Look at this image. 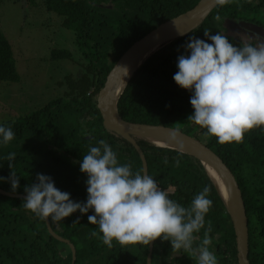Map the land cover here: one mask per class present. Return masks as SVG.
Instances as JSON below:
<instances>
[{
	"label": "trees",
	"instance_id": "16d2710c",
	"mask_svg": "<svg viewBox=\"0 0 264 264\" xmlns=\"http://www.w3.org/2000/svg\"><path fill=\"white\" fill-rule=\"evenodd\" d=\"M37 1L46 11L61 17L62 26L74 33L83 59L82 71L62 96L28 115L0 122L11 126L15 133L9 144L0 147V177L6 178L0 182V190L20 196L0 193V264H72L69 245L75 250V264H147L149 245L121 246L114 241L112 248L107 247L98 225L88 221V216L94 214L92 210L83 215L77 211L60 222L49 218L50 233L46 220L24 208V189L36 182L37 174H44L53 179L59 190L70 193L73 201L86 202L87 175L80 171V164L89 147L97 146L101 139L117 152L121 163L131 164L133 172L143 174V163L135 148L104 128L97 97L109 72L132 45L165 22L190 11L201 0H26L30 5ZM1 3L2 0L0 6ZM240 21L264 27V0L218 4L198 27L161 45L133 72L117 110L121 119L131 124L177 129L207 146L223 161L234 176L245 205L249 263L264 264V128L245 133L241 143H217L216 137L205 136L206 129L188 120L194 112L191 93L173 80L178 56L189 54L184 46L190 38L207 41L205 31L212 35L220 32L237 46L264 42L240 28ZM69 57L66 50L52 53V58ZM0 81H19L11 45L1 30ZM134 139L145 158L147 175L168 190L171 199L187 207L204 186L210 187L208 198L213 206L205 217L206 222L212 223L210 250L219 264H238L231 218L202 163L183 153L181 166L176 167L179 151ZM9 153H15L11 162L6 159ZM12 171L19 177L15 192L7 181ZM77 218L79 223L74 224ZM93 231L98 233L96 237L91 236ZM196 237L199 244L204 229ZM61 246H65L67 254L61 252ZM150 264H197V260L191 252H176L170 241L158 238L153 241Z\"/></svg>",
	"mask_w": 264,
	"mask_h": 264
},
{
	"label": "clouds",
	"instance_id": "9594fccd",
	"mask_svg": "<svg viewBox=\"0 0 264 264\" xmlns=\"http://www.w3.org/2000/svg\"><path fill=\"white\" fill-rule=\"evenodd\" d=\"M231 2L217 0L219 5ZM204 35L211 43L190 38L184 46L189 54L178 56L173 80L191 93L194 112L188 120L206 129L205 136L216 137L219 144L241 143L245 133L264 128V42L237 46L220 32L212 35L205 31ZM14 138L12 127L0 123V147ZM170 140L180 145V155L175 159V166L180 167L183 145L174 131ZM6 159L13 161L15 153H9ZM80 171L87 175L86 202L73 201L50 176L37 174L36 182L24 189V208L41 220L50 218L54 222L77 211L83 215L92 210L88 221L98 225L102 242L109 248L114 241L121 246H148L159 238L170 241L176 252H191L197 264H219L210 250L212 223L205 220L213 206L208 198L209 186H204L185 207L171 199L169 191L151 175L133 172L131 164L121 163L104 139L89 147ZM5 179L0 177V182ZM7 181L15 192L19 187L17 174L12 171ZM78 223L77 218L74 224ZM202 229L204 238L196 244V234ZM97 235L96 231L91 233L92 237Z\"/></svg>",
	"mask_w": 264,
	"mask_h": 264
},
{
	"label": "water",
	"instance_id": "95a60500",
	"mask_svg": "<svg viewBox=\"0 0 264 264\" xmlns=\"http://www.w3.org/2000/svg\"><path fill=\"white\" fill-rule=\"evenodd\" d=\"M218 5L217 0H201L193 9L160 25L141 40L132 45L117 61L106 77L105 84L97 97V108L102 116L104 128L115 132L127 140L138 152L143 163V174H147V164L143 153L136 143L134 137L151 142L160 147H166L180 152V145L170 140L171 132H176L183 145V153L198 160L204 166L209 177L212 179L220 197L224 201L234 229L237 261L238 264H250L248 260V222L245 205L242 199L237 182L223 163V161L211 151L207 146L184 134L183 132L164 126L131 124L118 114L117 103L122 95L133 72L146 59L148 53L157 47L175 40L198 27L207 18L210 12ZM189 28L185 29L188 25ZM238 26L248 31L264 41V27L245 21L238 22ZM184 34V35H185ZM148 52V53H147ZM142 59V61H141ZM133 69L130 76L125 79V71ZM215 172L218 179L224 184L229 196L225 197L220 191V186L216 180L210 176L208 170ZM0 193L8 197H20L0 190ZM47 227L51 233L48 220ZM61 242H67L60 239ZM72 264H75V250L72 245ZM153 242L149 245L147 264H150V256Z\"/></svg>",
	"mask_w": 264,
	"mask_h": 264
},
{
	"label": "rangeland",
	"instance_id": "374dc122",
	"mask_svg": "<svg viewBox=\"0 0 264 264\" xmlns=\"http://www.w3.org/2000/svg\"><path fill=\"white\" fill-rule=\"evenodd\" d=\"M61 22L40 1L30 5L26 0H2L0 30L11 45L19 81H0V122L28 115L62 96L80 75L82 55L74 33ZM65 50L69 58H52L54 51ZM60 249L67 254L65 246Z\"/></svg>",
	"mask_w": 264,
	"mask_h": 264
},
{
	"label": "bare ground",
	"instance_id": "6f19581e",
	"mask_svg": "<svg viewBox=\"0 0 264 264\" xmlns=\"http://www.w3.org/2000/svg\"><path fill=\"white\" fill-rule=\"evenodd\" d=\"M190 26H191V25L189 24L187 27L184 28V30L187 29V28H189ZM141 61H142V59H141ZM132 70H133V69H129V70L126 71L127 74H126V72L124 73V78H125V79H127V78L130 76ZM208 172H209L210 176H212V177L216 180V182L219 184V186H220V191H221V193L223 194V196H225V197L229 196V192H227V189L225 188V186H224V184L221 182V180L217 178L215 172L212 171V170H210V169L208 170Z\"/></svg>",
	"mask_w": 264,
	"mask_h": 264
}]
</instances>
